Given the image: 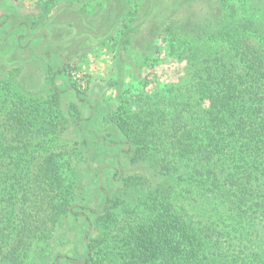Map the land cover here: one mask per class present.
Returning a JSON list of instances; mask_svg holds the SVG:
<instances>
[{
	"label": "trees",
	"instance_id": "obj_1",
	"mask_svg": "<svg viewBox=\"0 0 264 264\" xmlns=\"http://www.w3.org/2000/svg\"><path fill=\"white\" fill-rule=\"evenodd\" d=\"M199 1L171 87L117 118L124 138L81 143L105 151L98 209L77 192L71 161L51 151L67 121L58 89L35 101L0 82V264H31L37 253L45 264H264V0L237 12L229 0H208L207 10ZM148 163L157 179L125 170ZM105 166L113 182L149 183L150 199L116 219L120 194L98 182ZM81 217L73 238L69 222ZM98 220L113 228L94 243Z\"/></svg>",
	"mask_w": 264,
	"mask_h": 264
},
{
	"label": "rangeland",
	"instance_id": "obj_2",
	"mask_svg": "<svg viewBox=\"0 0 264 264\" xmlns=\"http://www.w3.org/2000/svg\"><path fill=\"white\" fill-rule=\"evenodd\" d=\"M198 1L0 0V26L3 24L0 82L11 85L24 99L41 101L50 98L53 88L49 71L56 72L59 68L56 54L63 56L66 67L62 73H57L56 84L63 90L72 88V91L60 99L67 121L52 143L51 151L61 153L65 160L71 161L78 193L85 184L91 186L87 196L95 206L98 205L97 209L101 204L100 192L94 186L97 155L94 151L83 150L76 118L80 117L90 139L96 134L107 133L114 138H124L126 133L117 118L131 116L143 98L161 87H171L170 83L176 80L179 70L177 48L183 44V39L190 38L192 21L187 15L192 16ZM199 2L198 6L203 10L210 7L208 0ZM228 2L236 12L245 4L243 0ZM23 21L30 24L33 33L47 34L46 41L43 37L36 38L26 50L13 47V39L18 34L24 35V28L19 27L21 33L15 31L9 38L5 34ZM28 40L29 37L21 36L22 45ZM39 48L48 54L42 56ZM75 87L83 91L86 100L75 96ZM123 106L125 112L119 110ZM128 170L140 172L142 178L147 175L158 178L151 173L156 167L150 164L139 169L130 166ZM111 191L120 194L116 219H121L125 209L143 205L150 199L151 188L143 179H137L128 184H115ZM83 226L82 220H70L69 234L74 238L82 233ZM61 227L63 229V224ZM112 228L109 221H96L94 243L107 238ZM59 239L63 240V232ZM74 242L75 253L80 255L84 242ZM38 255L31 264H45ZM65 261L61 260L60 264H73Z\"/></svg>",
	"mask_w": 264,
	"mask_h": 264
},
{
	"label": "flooded vegetation",
	"instance_id": "obj_3",
	"mask_svg": "<svg viewBox=\"0 0 264 264\" xmlns=\"http://www.w3.org/2000/svg\"><path fill=\"white\" fill-rule=\"evenodd\" d=\"M2 23H1V26H0V34H1V29H2ZM19 27H23L24 28V35L22 34H18L16 38L13 39L12 43H13V47L15 48H19L21 50H26L30 47V45L34 42V40L36 38H39V37H43L44 38V42L46 41L47 39V34H42V33H33L32 29H31V26L28 22L26 21H23L21 22L19 25H17L16 27L14 26L13 28H11L10 30L7 31V33L5 34L6 35V38H9L10 35H14L15 31L17 32H20L18 31ZM21 33V32H20ZM41 35V36H40ZM21 36H25V37H29V40L27 42L26 45H22L21 44ZM2 42V40H0ZM40 47H42V45L40 44ZM39 52L41 53L42 56H45L47 55L48 53H45L43 52L42 48H39ZM59 61H60V65H59V68L56 72H50L49 71V78H50V82H51V85H52V88H53V93L55 92V88L58 89V91L60 92V98L63 96V94H67L68 91H72V88L70 89H61L57 84H56V76H57V73H62L66 67V61H64L63 59V56L60 55V54H56ZM75 96L79 99V100H86L84 96H82V93L83 91L81 89H79L78 87H75L74 88V92ZM76 122L78 123L77 125H79L78 127V133H79V136L81 138L84 139H88L90 141H93V140H96L98 137L95 136L94 138L90 139L89 137H87L86 135V132L87 130L85 128L82 127V124L80 122V117L76 118ZM108 134V133H107ZM97 135V134H96ZM110 136V134H108ZM104 136H107L106 134H103L102 137ZM113 137V136H112ZM114 138V137H113ZM115 139H119V138H115ZM124 146L118 148L116 151L117 153L119 154V157H122L124 155ZM105 151L101 150L99 151V155L104 153ZM99 155L97 154V157H99ZM126 161V159H125ZM115 167H113V169H109L107 166L103 167L101 172H100V175H99V179H98V182H100V186L101 188H107L109 190H111V187L115 184H118L120 182H113V179L115 178V173H114V169ZM128 168H130L129 165H126L125 167V170L126 172H130L131 170H128ZM101 177V178H100ZM107 178H109V180L107 181ZM83 189H84V194L86 195L87 199H88V202L91 204V206L95 209H97L98 205H94L95 203L94 202H91L90 198L87 196L88 194V190L90 189L89 187V184H85L83 186ZM100 192V202L102 201V190H99ZM99 203V202H98ZM96 203V204H98ZM83 221L84 219L81 217L79 218V221ZM84 223V221H83ZM61 260H63V258H59V260L57 261L56 264H60Z\"/></svg>",
	"mask_w": 264,
	"mask_h": 264
}]
</instances>
